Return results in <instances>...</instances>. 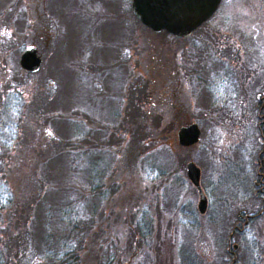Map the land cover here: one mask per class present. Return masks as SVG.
Returning a JSON list of instances; mask_svg holds the SVG:
<instances>
[{"label":"rangeland","instance_id":"1","mask_svg":"<svg viewBox=\"0 0 264 264\" xmlns=\"http://www.w3.org/2000/svg\"><path fill=\"white\" fill-rule=\"evenodd\" d=\"M14 1L15 18H0V140L14 146L3 156L1 183L29 191L41 158L73 155L54 166V211L38 230L61 252L52 262L39 254L37 264H264V211L249 213L264 197L254 194V184L264 183V140L255 120L238 118L250 104L242 97L252 89L248 79L264 75V0H223L206 26L182 40L133 22L129 0H62L60 13L46 16L41 0ZM45 25L55 33L44 34ZM29 46L42 59L36 73L19 65ZM219 69L231 81L209 78ZM189 124L198 126L199 141L181 147L177 131ZM189 161L200 170L204 215ZM89 166L104 187L92 202ZM74 185L81 199L66 197ZM243 210L252 216L245 225L244 215L237 218ZM78 221L91 229L74 238L79 245L68 244ZM234 227L241 232L229 238Z\"/></svg>","mask_w":264,"mask_h":264},{"label":"trees","instance_id":"2","mask_svg":"<svg viewBox=\"0 0 264 264\" xmlns=\"http://www.w3.org/2000/svg\"><path fill=\"white\" fill-rule=\"evenodd\" d=\"M18 1L19 0H17L16 2ZM14 3L15 1L13 2V0H0V18H9L10 20L15 18L16 9H14L15 13L13 16H12L13 10L11 9ZM23 3L24 0H22L21 6ZM63 5L64 4L62 0H41L39 2L40 14L42 13L43 16H46L44 12L47 11L50 13L53 12L54 15H58L60 13L59 10H61V6ZM49 6H51V8ZM131 18L133 22L136 19L133 14L131 15ZM27 24L28 22H25L23 24V27H25ZM138 24L141 26L139 22ZM6 27L11 28L8 26ZM27 27H29V25H27ZM12 28L16 29L15 31L19 30L18 26L16 28L15 27ZM42 28L44 34L52 35L55 33L50 29L49 25L42 26ZM159 35L169 36L165 32H161L159 33ZM11 37H13V35ZM55 39L56 37L53 39L52 42V46H54V49L56 47ZM182 39H186V38H181L177 40H182ZM7 40L9 39L4 38L5 42H7ZM24 48L18 51V55L21 53V51ZM54 55H55V50H54ZM50 69H52L51 75L56 76L55 73L57 72L56 70L57 68L55 69V66H52V68ZM48 85L50 86V84ZM1 144L3 147L0 148L1 149L0 167L3 166L2 165L3 156L4 158H6L7 153L12 151L14 147L10 145L12 147L7 148L4 143ZM63 154L64 153H56L55 155H50L49 157L41 158V161L37 163L38 166L34 171L33 176H31L32 188L29 191L22 190L19 187L18 188L9 187L7 185V182L1 183V178H0V228H2L1 227L2 225L4 226L3 230L0 229V245L2 244V248H0V253H1V249H4L5 259L3 260L1 259L3 261V264H9L10 261H12L13 263L15 262V264H37L40 263L39 254L42 253H44V255L47 256V259L50 262L56 261V259L59 257L58 253L61 251H59V249L56 247L61 245V243L48 244V245H46L48 242L42 243L40 239H38L40 238V234H38V230H39L41 217L43 216V218L48 219L49 215L52 214L54 211L53 204L52 203L50 204L49 202L51 201L49 199V195L52 191L51 188L53 186L52 184H50V180L54 178V171L56 170L54 166L56 163L59 162L60 158L63 157ZM69 156H73V155H69V153H67V155L64 154V157H69ZM88 169L90 175L88 198H90L91 199L90 202H92V197L96 199V197H98V195L101 193L100 190H102L103 186L101 185L102 178L99 172H97L93 166H89ZM0 170H1L0 172H2V168H0ZM4 178L6 177L3 176V179ZM78 189L79 188L74 185V186L65 187L63 191L68 192L66 196L67 198L81 199L82 196L84 195L80 193V190ZM54 192H59V189L58 188L54 189L53 193ZM91 205L89 207L90 213L92 212ZM263 211H264V204L262 203L261 210L250 209L249 213L258 216L261 215ZM59 214L61 216L67 215V210L60 211ZM61 216L59 220L65 222V218ZM68 222H70V220H68ZM83 223L84 222L78 221L76 225L72 226L71 229H69L71 232L75 231V233L70 237L73 240L70 239L66 241L68 244L76 242L79 245L78 240H75L74 238L77 237L80 232H84L87 231L88 229H91V226H89L87 229L86 224ZM135 228L138 229L139 226H136ZM5 240H8V242L4 243ZM41 246L43 247L40 248L41 251L35 249L36 247H41ZM12 249L15 250L14 253H12ZM69 251L70 250H65L64 253L65 254L67 253L66 255H68L70 253ZM7 257L9 258L7 259ZM2 261H0L1 264ZM66 261L67 259L64 258L61 264H67Z\"/></svg>","mask_w":264,"mask_h":264},{"label":"water","instance_id":"3","mask_svg":"<svg viewBox=\"0 0 264 264\" xmlns=\"http://www.w3.org/2000/svg\"><path fill=\"white\" fill-rule=\"evenodd\" d=\"M221 0H131L132 13L138 22L155 34L165 32L181 39L190 37L216 11ZM42 59L34 46L24 49L19 57L20 67L27 72L36 73ZM177 142L181 147H189L199 141L200 130L196 124L182 126L177 131ZM186 173L196 188L199 201L198 212L206 211V197L200 186V170L189 161Z\"/></svg>","mask_w":264,"mask_h":264},{"label":"flooded vegetation","instance_id":"4","mask_svg":"<svg viewBox=\"0 0 264 264\" xmlns=\"http://www.w3.org/2000/svg\"><path fill=\"white\" fill-rule=\"evenodd\" d=\"M222 2H223V0L220 1L216 11L212 14V16L207 21H205L194 33H196L197 31L202 29L204 26H206V24L210 21V19L213 18V16L217 14V11H218L219 7L222 5ZM129 7H130L129 9H130V11L132 13L131 0H129ZM221 60L222 59L220 58L219 59V61H220L219 63H221ZM220 65L223 66L221 69H225V66L223 64H220ZM221 69L214 71L212 75H209V78L211 77V80L214 78V81H222V82H224V80H225L226 82H228V79H230V75L226 76V74L223 73L225 70H221ZM222 74H223V76H221ZM259 74L260 75L264 74V70L259 72ZM254 79H256V81H254V80H252L250 78L248 79L247 83L252 87V89L248 90V91L246 90V92L242 94V97H244L245 100L246 99L248 100V98L250 99V104L251 105L246 103V106L243 109L244 112L242 111V115H240L238 118H239V120H240V118H242L243 122L246 121L245 120L246 117H247V122H251V120H253V121L255 120L254 122H255V124H257V130L259 131V138L264 140V130L262 131L261 128H260L261 126L263 127V125H264V75L261 76V77L258 75ZM229 81H231V79ZM213 82L210 83L211 86L214 85ZM252 83H255V84L253 85ZM228 86H231V85H227V87ZM206 87L209 89L210 88L209 84H207ZM225 89H227V88H225ZM221 90H223V89H220V91ZM220 93H224V92L221 91ZM214 96H216L215 93H212L210 91V97H211L210 99H211L212 102H215ZM247 105H250V106H247ZM259 157H260V155H259ZM261 164H262V166H264V160H261ZM259 176H261V180L263 181L264 180V176L261 175V174ZM261 184H262V187L259 190H257V188H259V183L257 182V183L254 184V187L256 188L255 191H254V194L256 196L264 194V191H263L264 183H261ZM195 190H196V188H195ZM196 192H197V190H196ZM197 194H198V192H197ZM198 201H199V195H198ZM262 203L264 204V197L262 198ZM197 205H198V202H197ZM207 206H208V201H207V197H206V210H207ZM197 212H198V206H197ZM198 214L199 215H204L205 213L204 214H200L198 212ZM242 215H244V217H245L244 218L245 222H244L243 225H245L247 223V221H246L247 219H250L253 216L252 214H250L252 216L247 215L246 211L243 210V211L238 212L237 218L239 220L242 219ZM236 232H241V230L238 229V227H234L233 230H232V233L229 235V238H232L233 234H235ZM233 249H237V246L233 245Z\"/></svg>","mask_w":264,"mask_h":264}]
</instances>
